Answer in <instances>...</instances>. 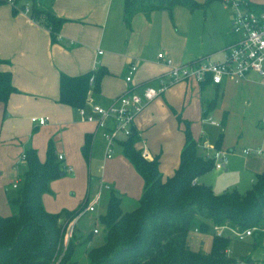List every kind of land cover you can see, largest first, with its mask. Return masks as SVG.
Returning a JSON list of instances; mask_svg holds the SVG:
<instances>
[{"label": "crops", "instance_id": "crops-1", "mask_svg": "<svg viewBox=\"0 0 264 264\" xmlns=\"http://www.w3.org/2000/svg\"><path fill=\"white\" fill-rule=\"evenodd\" d=\"M206 1L211 3L213 0L201 2ZM242 1L264 7V0ZM124 2L55 0L53 11L66 19L58 42L52 41L44 24L34 21L25 12L14 13L9 3L0 4V59L8 61V64L0 65V69L11 72L16 88L6 104L0 102V192L4 194L5 201L14 195L15 192L9 193V189H14L13 185L22 180L27 170L21 156L30 150L36 151L42 162L50 146L57 157L62 155L64 173L60 177L76 175V172L84 170L89 171L91 179L99 175L93 174V166L95 161L106 158L100 153V149L105 148L102 131L95 123L84 122L79 109L59 102L62 74L78 76L96 68L108 71L100 82L99 92L88 95L85 108L92 114L94 105L108 108L115 98L131 89L141 92L148 84L157 86V79L168 71L165 63L158 59V54L163 52L169 57L171 47L163 39L165 32L160 22L154 20L156 12L150 17L136 14L131 24L126 25ZM228 8L227 24L222 30L224 46L210 54H186L178 62L180 65L206 56H211L214 61L223 59L222 51L234 40L231 32L233 11L230 6ZM131 64H136L137 70L129 84L126 76ZM213 100H216L215 109L204 116V102ZM34 117H47L48 123L38 126L31 121ZM207 117L218 125L205 120ZM186 122L190 124L194 140L201 146L217 148L222 138L218 149L228 154V163L216 171L224 170L232 176H240L250 185L255 182L256 175L264 172V77L252 74L238 82L227 79L219 85L211 82L203 87L194 81L180 82L169 87L137 115L133 128L139 135L142 154L148 160L159 162L164 179L172 176L179 167ZM125 140L121 137L114 146V152L118 146L123 154L122 143ZM200 153L203 154L201 148ZM119 158L122 163L106 158L111 160L108 166L116 169L131 164L126 157ZM68 168H73L74 173L68 172ZM131 175L140 181L136 170L131 171ZM203 176L198 178V183L204 184ZM114 179V176L106 177L110 184L99 180L98 184L92 185L90 181L83 203L98 194L103 182L111 188L103 190L97 211L104 197L108 203L111 192L121 197L123 203L132 201L136 204L135 199L140 198H135L138 189L134 188L135 192L126 188L125 192L119 191ZM140 187H143L139 189L143 194V178ZM64 207L57 206V213ZM3 209H0L1 216L12 215L8 201ZM88 214L92 213L85 215Z\"/></svg>", "mask_w": 264, "mask_h": 264}, {"label": "trees", "instance_id": "trees-1", "mask_svg": "<svg viewBox=\"0 0 264 264\" xmlns=\"http://www.w3.org/2000/svg\"><path fill=\"white\" fill-rule=\"evenodd\" d=\"M13 1L14 13L28 5L31 18L44 24L52 41L58 42L66 19L53 11L55 0ZM124 1L126 25L139 13L150 17L157 11L171 12L176 5L191 10L197 6L193 0ZM4 3L9 2L0 0V4ZM249 8L257 11L264 7L250 4ZM2 64L8 61L0 59ZM107 73L106 69L98 68L78 76L62 74L59 102L76 109L85 107L88 95L99 92L100 82ZM93 75L95 82L91 85ZM209 83L211 77L207 76L200 84L203 87ZM15 91L11 72L0 69V102L6 104ZM204 105V116H208L215 109L216 100L205 101ZM184 132L179 167L164 179L159 162L148 160L136 149L139 135L132 128L122 148L144 180L143 195L135 208L125 210L121 197L111 192L106 211L98 217L104 226V238L88 250L86 264H232V258L227 256L230 236L215 233L209 252L204 253L189 244L192 231L207 234L222 227L243 231L264 224V172L256 175L252 187L244 193L238 190L216 193L212 186L197 182L214 169V161L200 153L189 122ZM26 156L27 170L9 198L13 213L8 217L0 215V264H79L73 258L77 245L74 237L66 247L64 237L67 225L81 210L51 213L42 203L49 182L64 173L58 157L51 146L44 162L34 150L27 151ZM91 233L95 236L94 229ZM254 237L256 243L262 235L255 233Z\"/></svg>", "mask_w": 264, "mask_h": 264}, {"label": "rangeland", "instance_id": "rangeland-1", "mask_svg": "<svg viewBox=\"0 0 264 264\" xmlns=\"http://www.w3.org/2000/svg\"><path fill=\"white\" fill-rule=\"evenodd\" d=\"M193 1L197 4L193 10L185 5H176L171 12L162 10L157 11L154 14V20L160 22L162 29L165 32H163V39H165V42L171 47V54L169 57H167L163 52L162 53L166 59H171L175 66L180 65L178 62L184 59L186 54L191 56L210 54L218 51L224 46L222 30L225 27V24H227L226 19L229 13V8L227 9L228 6L226 3L223 0H213L211 3H207V1L205 3L201 2L202 0ZM140 144L139 139L135 142V147L136 149L142 151ZM100 153L105 156L104 146L100 149ZM113 156L114 157H112L111 160L117 159L116 161H118V163H122L119 157H122L123 159L125 158L118 146L115 148ZM111 160H107L103 157L102 161L100 160L94 162L93 174H99L96 179L89 178V171L85 170L80 171L79 173L76 172V175L67 174L64 177L52 179L48 185L50 192H47L42 200L45 209H47L48 212L57 213V206L64 205V208L71 209L70 211H80L86 205V202H83L89 192V182L91 181V184L93 185L95 183L98 184L99 180H102L104 183L110 184L106 180V177L109 179L113 176L115 177L114 180H116L117 183L116 189L125 192L123 190L126 188V190L130 192H135L134 188H136L138 190L135 193V196H137L135 198H141L143 194H141L139 189H143V187H140L142 178L138 174L135 167L132 164H128V166L121 165L115 169L114 167L108 166ZM59 162L62 167V164H64L63 161L62 163L61 161H58V163ZM135 170L140 181H138L137 178H133L131 175V171L134 172ZM201 180L204 184L212 186L217 193L232 190H238L244 193L252 186V183L250 185V183H245V181L241 180L240 176H232V174L227 173L224 170L216 171L213 169L211 172L205 174ZM120 185L123 186V189ZM2 191L4 192V190ZM14 192V189H9V193ZM8 196L9 195H7V198ZM10 197L11 195L9 198ZM9 198L6 200L8 203ZM139 199H135V201L138 202ZM6 201L4 194L0 192V209L4 208ZM136 205L137 203L134 204L132 201L124 202L123 208L125 210H131L135 208ZM106 207V197H104L97 212L85 215L75 225L73 237L77 245L75 246L73 258L79 264L87 263L88 250L91 247H95L100 244L104 238V226L100 225L98 217L101 213L106 211ZM52 210L54 212H52ZM95 224L99 228V233L94 236L91 231L95 228ZM234 230L238 231V229ZM220 232L231 237V242L229 246H227V256L232 258V264H264L263 237L258 238L255 243L257 239L255 237H253V239L249 238L245 241L238 240L231 233L229 228L220 231L214 229L207 234H200L194 230L189 237V244L194 249L208 253L211 247L213 235L215 233L220 235ZM86 238L88 239L86 240Z\"/></svg>", "mask_w": 264, "mask_h": 264}, {"label": "built area", "instance_id": "built-area-1", "mask_svg": "<svg viewBox=\"0 0 264 264\" xmlns=\"http://www.w3.org/2000/svg\"><path fill=\"white\" fill-rule=\"evenodd\" d=\"M233 11L231 32L234 35L232 44L222 52L224 57L221 61L212 60L211 56L198 58L190 63L175 66L171 59H166L163 53H159V60L165 63L168 71L159 77L158 85L148 84L141 92L135 89L129 90L126 94L114 99L112 105L104 108L100 105L92 107V114L87 112L85 107L79 109V114L84 122L95 123L97 129L102 131L105 141V157L110 159L114 155V146L121 137L128 138L132 134L134 121L144 108L155 99L160 97L169 87L180 83L194 81L198 84L205 81L207 76L211 77V82L215 85L221 84L224 80L240 81L247 79L254 74L264 77V8L257 11L249 8V3L242 0H223ZM13 5V0H8ZM30 15L31 10L27 5L24 10ZM101 53V52H100ZM97 70V68L95 69ZM137 70L136 64H131L126 76V82L131 84L133 75ZM95 82V76L90 78V84ZM205 120L218 125L210 117ZM32 123L42 126L48 123L47 117H34ZM203 156L214 161V169H223L228 163V154L218 148H210L208 145L201 146ZM248 151H245V153ZM63 156L59 155L58 160L62 161ZM26 153L22 154L21 160L26 162ZM68 172L73 173L72 168ZM19 181L13 185L17 189ZM110 186L101 182L98 194L77 214V216L67 225L64 245H68L72 239L75 225L87 213L97 212L103 190H110ZM228 228H216L217 231ZM230 229V228H229ZM231 233L240 241L252 238L255 233L264 235V224L260 227H252L243 231L230 229ZM94 233L98 234L99 229L94 228ZM221 233V232H220Z\"/></svg>", "mask_w": 264, "mask_h": 264}, {"label": "water", "instance_id": "water-1", "mask_svg": "<svg viewBox=\"0 0 264 264\" xmlns=\"http://www.w3.org/2000/svg\"><path fill=\"white\" fill-rule=\"evenodd\" d=\"M62 175V174H61Z\"/></svg>", "mask_w": 264, "mask_h": 264}]
</instances>
